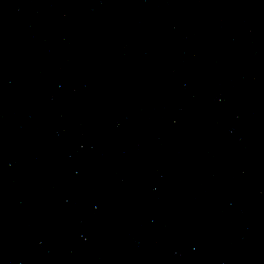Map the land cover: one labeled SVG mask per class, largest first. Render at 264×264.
Listing matches in <instances>:
<instances>
[{
  "label": "water",
  "instance_id": "95a60500",
  "mask_svg": "<svg viewBox=\"0 0 264 264\" xmlns=\"http://www.w3.org/2000/svg\"><path fill=\"white\" fill-rule=\"evenodd\" d=\"M0 264H264V0H0Z\"/></svg>",
  "mask_w": 264,
  "mask_h": 264
}]
</instances>
